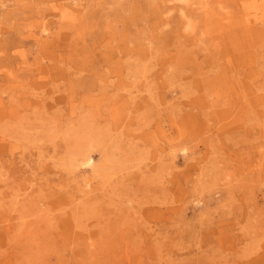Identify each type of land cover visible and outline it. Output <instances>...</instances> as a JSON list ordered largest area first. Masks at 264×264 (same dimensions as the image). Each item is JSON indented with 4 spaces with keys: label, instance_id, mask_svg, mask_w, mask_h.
I'll return each instance as SVG.
<instances>
[{
    "label": "rangeland",
    "instance_id": "1",
    "mask_svg": "<svg viewBox=\"0 0 264 264\" xmlns=\"http://www.w3.org/2000/svg\"><path fill=\"white\" fill-rule=\"evenodd\" d=\"M0 264H264V0H0Z\"/></svg>",
    "mask_w": 264,
    "mask_h": 264
},
{
    "label": "bare ground",
    "instance_id": "2",
    "mask_svg": "<svg viewBox=\"0 0 264 264\" xmlns=\"http://www.w3.org/2000/svg\"><path fill=\"white\" fill-rule=\"evenodd\" d=\"M81 161H82L83 165H87L88 166V165L92 164V158H91L90 155L84 156Z\"/></svg>",
    "mask_w": 264,
    "mask_h": 264
}]
</instances>
